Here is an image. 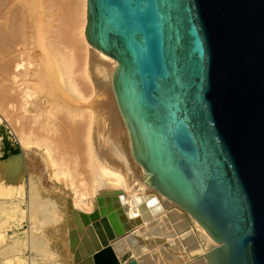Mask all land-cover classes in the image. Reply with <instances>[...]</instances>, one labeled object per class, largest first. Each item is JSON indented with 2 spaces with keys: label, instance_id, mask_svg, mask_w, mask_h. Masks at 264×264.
Here are the masks:
<instances>
[{
  "label": "water",
  "instance_id": "1",
  "mask_svg": "<svg viewBox=\"0 0 264 264\" xmlns=\"http://www.w3.org/2000/svg\"><path fill=\"white\" fill-rule=\"evenodd\" d=\"M84 37L143 180L221 245L207 264H264V0H86Z\"/></svg>",
  "mask_w": 264,
  "mask_h": 264
},
{
  "label": "bare ground",
  "instance_id": "2",
  "mask_svg": "<svg viewBox=\"0 0 264 264\" xmlns=\"http://www.w3.org/2000/svg\"><path fill=\"white\" fill-rule=\"evenodd\" d=\"M85 3L0 0V122L21 149L0 160V196L12 194L8 181L25 196L28 251L38 256L27 264H96L104 253L115 264H207L221 245L132 157L116 64L86 42ZM29 144L27 188L18 173ZM17 206L0 203V216H18Z\"/></svg>",
  "mask_w": 264,
  "mask_h": 264
},
{
  "label": "rangeland",
  "instance_id": "3",
  "mask_svg": "<svg viewBox=\"0 0 264 264\" xmlns=\"http://www.w3.org/2000/svg\"><path fill=\"white\" fill-rule=\"evenodd\" d=\"M10 128L5 122H0V160L3 161L8 158L10 154H19L21 149L16 141ZM33 145L29 144L27 151L23 155V159L20 163V172L18 173L21 178L19 179L23 186H29V175L25 169L27 161L32 157ZM19 152V153H18ZM135 165L134 162H132ZM136 166V165H135ZM137 167V166H136ZM11 176H15L16 172L10 173ZM17 183L11 181L7 183V187L10 188L12 194L8 197L0 196V203H10L15 202L18 204L19 215L11 217L10 214L0 216V232L4 234V239L0 240V261L5 262L4 264H27V258L30 256L32 259L37 256L36 254L29 253L28 245L31 241V236L29 232L30 221L26 217L27 203L26 199L20 202L17 197L16 187ZM10 205L5 206V211H8ZM46 238V237H45ZM47 239V238H46ZM47 246V241H46ZM36 255V256H35ZM34 256V257H33ZM20 257L19 262H15L16 258Z\"/></svg>",
  "mask_w": 264,
  "mask_h": 264
}]
</instances>
